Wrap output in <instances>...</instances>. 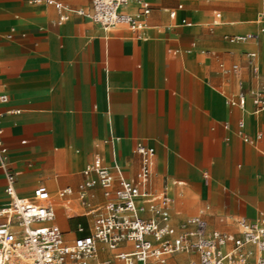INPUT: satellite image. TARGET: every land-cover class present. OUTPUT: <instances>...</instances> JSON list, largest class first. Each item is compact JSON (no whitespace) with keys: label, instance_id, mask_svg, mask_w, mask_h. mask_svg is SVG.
Wrapping results in <instances>:
<instances>
[{"label":"crops","instance_id":"0c3cea01","mask_svg":"<svg viewBox=\"0 0 264 264\" xmlns=\"http://www.w3.org/2000/svg\"><path fill=\"white\" fill-rule=\"evenodd\" d=\"M55 1L66 10L0 0V96H8L0 102V128L17 194L32 198L36 187L45 186L65 240L81 235L79 228L89 233L94 218L81 205L78 188L97 155L112 165L107 140L113 134L124 176L134 183L142 167L137 145L154 150L147 188L167 191L176 226L200 216L209 230L237 236L239 220L264 214V111L254 114L250 95L264 85L260 0L252 21L241 19L238 0H151L139 32H104L78 13L89 12L91 0ZM124 11L135 13L137 5ZM250 22L257 32H231ZM247 34L256 38L230 41ZM241 93L245 109L227 104ZM240 120L254 143L238 134ZM5 188L0 168V208L9 202ZM65 188L73 193L61 198ZM93 193V204L104 201L100 188ZM73 217L86 220L69 228ZM97 247L95 260L109 250ZM123 250L132 246L122 244ZM109 251L122 264L117 251Z\"/></svg>","mask_w":264,"mask_h":264},{"label":"built area","instance_id":"2783aa9c","mask_svg":"<svg viewBox=\"0 0 264 264\" xmlns=\"http://www.w3.org/2000/svg\"><path fill=\"white\" fill-rule=\"evenodd\" d=\"M32 1L66 10L55 0ZM132 2L137 5V11H124ZM260 3L258 22L264 34V0ZM151 10V0H91L90 11L79 10L78 13L88 17L104 32L119 27L139 32L144 30L145 18ZM175 14L171 12L172 17ZM255 38L253 34L234 35L230 41L245 43ZM249 56L253 58L256 54ZM250 95L256 107L254 114L264 111V85ZM7 101V95L0 96V102ZM227 104L245 109L247 96L241 93L229 98ZM244 129L245 122L240 120L238 134L245 142L254 143L245 135ZM2 134L0 128V168L5 174L9 202L0 208V264H91L97 257L99 243L117 251L115 258L122 264H167L171 257L182 253L196 256L198 264H264V214L251 221L239 220L237 236L209 230L207 222L200 216L189 217L176 226L172 222V199L167 191L153 193L147 188L154 150L141 143L137 145L142 167L138 182L134 183L124 176L116 154L117 138L113 134L107 140L112 150V165H104L97 155L83 171L85 179L78 188L81 205L94 218L91 231L85 233L84 228H79L81 235L67 242L64 232L54 223L56 211L45 186L36 187L32 198L17 194V175L11 168ZM260 138L261 134H258L257 140ZM96 188L102 190L104 197L99 204L91 201ZM72 193L71 188H65L59 195L65 198ZM126 243L132 250L118 251Z\"/></svg>","mask_w":264,"mask_h":264},{"label":"rangeland","instance_id":"374dc122","mask_svg":"<svg viewBox=\"0 0 264 264\" xmlns=\"http://www.w3.org/2000/svg\"><path fill=\"white\" fill-rule=\"evenodd\" d=\"M195 0H193L194 2ZM238 2H240L242 10L245 12L244 14V18H241L243 20H248V21H252L255 18L256 12L259 9V0H238ZM223 15V14H222ZM230 21H233L235 19H228ZM241 26L243 25H234L231 26L233 28V30L231 32H235V33H248V32H257L258 31V26L256 24L253 23H248L247 26H249L247 29H241ZM246 26V25H244ZM244 44V43H243ZM252 48L247 49L246 51H251ZM258 62V59H256ZM259 64V63H258ZM86 218H80V217H73L71 219H68V225L69 228H71L70 224H75L76 228L78 226L79 223L85 221ZM68 227H66L65 229H69ZM211 229V227H210ZM97 259L101 262H97ZM96 260L94 259L93 264H117L115 259H113V255L111 254V252L109 250H107L105 253H102L101 255H99V258H97ZM192 257L189 255H177L176 257H171L170 260L168 261V264H189V262L191 261ZM193 264H198V259L195 258Z\"/></svg>","mask_w":264,"mask_h":264},{"label":"bare ground","instance_id":"6f19581e","mask_svg":"<svg viewBox=\"0 0 264 264\" xmlns=\"http://www.w3.org/2000/svg\"><path fill=\"white\" fill-rule=\"evenodd\" d=\"M180 255H188V254L182 253V254H180ZM189 264H191V263L189 262Z\"/></svg>","mask_w":264,"mask_h":264}]
</instances>
